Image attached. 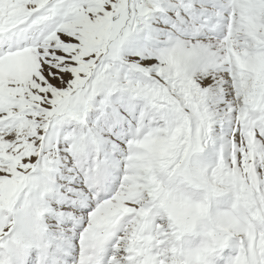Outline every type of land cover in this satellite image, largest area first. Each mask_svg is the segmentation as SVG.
Here are the masks:
<instances>
[{
	"label": "snow or ice",
	"instance_id": "1",
	"mask_svg": "<svg viewBox=\"0 0 264 264\" xmlns=\"http://www.w3.org/2000/svg\"><path fill=\"white\" fill-rule=\"evenodd\" d=\"M0 264H264V0H0Z\"/></svg>",
	"mask_w": 264,
	"mask_h": 264
}]
</instances>
